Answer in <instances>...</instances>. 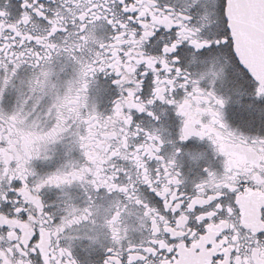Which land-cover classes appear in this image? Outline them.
Masks as SVG:
<instances>
[{
    "label": "snow or ice",
    "instance_id": "6c2138e0",
    "mask_svg": "<svg viewBox=\"0 0 264 264\" xmlns=\"http://www.w3.org/2000/svg\"><path fill=\"white\" fill-rule=\"evenodd\" d=\"M0 264H264V0H0Z\"/></svg>",
    "mask_w": 264,
    "mask_h": 264
}]
</instances>
